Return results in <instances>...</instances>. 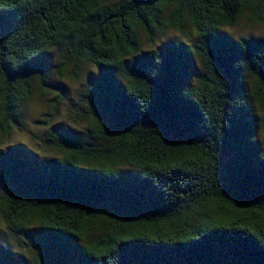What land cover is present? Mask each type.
Instances as JSON below:
<instances>
[{
    "label": "trees",
    "instance_id": "1",
    "mask_svg": "<svg viewBox=\"0 0 264 264\" xmlns=\"http://www.w3.org/2000/svg\"><path fill=\"white\" fill-rule=\"evenodd\" d=\"M166 12L185 40L142 52ZM245 18L264 0H0L1 142L37 83L97 67L84 131L50 133L63 159H0V217L34 252L0 264H264V36L223 32Z\"/></svg>",
    "mask_w": 264,
    "mask_h": 264
},
{
    "label": "rangeland",
    "instance_id": "2",
    "mask_svg": "<svg viewBox=\"0 0 264 264\" xmlns=\"http://www.w3.org/2000/svg\"><path fill=\"white\" fill-rule=\"evenodd\" d=\"M168 17V12L162 16V21L158 24L157 32L155 33L157 37L154 38L153 42H150L145 31L138 27V33L142 41V52L159 48L170 40H185V36L175 28H166L164 21ZM160 31H162L161 35H159ZM223 32L235 39L249 35L260 38L264 36V21L253 22L251 19L245 18L235 27L224 28ZM186 36L189 37L190 42L198 43L199 41L198 36L191 27H187ZM66 51L63 50V52ZM68 51L66 53L69 55ZM60 53V50H54L53 64L56 63L57 56ZM77 61L70 63V72L66 77L59 78L56 74L53 76L51 80L53 86L46 85L45 89H43L37 83L33 97L29 98L23 108L20 109L21 114H13L14 117H17V121L13 122L14 117L8 118L7 122L10 125V133L2 142L0 141V159L6 155L5 152L12 154L13 150H11V147L20 144L28 149L29 157L37 155L64 158L63 152L58 153L53 149L51 139L54 138L50 136V133L54 129H58L57 126L60 124L84 131L83 128L87 124V119L90 115V106L85 103L82 93L87 87H91L93 83L92 79L96 78L95 76L97 75V67L80 62L76 71L77 77H75L73 72ZM53 68L55 69V66ZM55 81H60L65 87L61 88L62 86L54 84ZM56 108L57 112H55ZM84 116L86 117V122L84 121ZM1 122H5V120L0 119ZM123 166L127 167V165ZM3 183L6 182L3 181ZM4 191L1 182L0 195ZM3 244H8L14 258H18V255L21 253L30 254L31 252V255H34V252L30 249L29 241L24 236L15 235L7 226L4 219L0 217V245Z\"/></svg>",
    "mask_w": 264,
    "mask_h": 264
},
{
    "label": "flooded vegetation",
    "instance_id": "3",
    "mask_svg": "<svg viewBox=\"0 0 264 264\" xmlns=\"http://www.w3.org/2000/svg\"><path fill=\"white\" fill-rule=\"evenodd\" d=\"M242 246H240V248L239 247H236L235 248V252H234V254H232V256L234 257V258H236V257H238L239 255H244V252L242 251ZM234 251V250H233ZM232 251V252H233Z\"/></svg>",
    "mask_w": 264,
    "mask_h": 264
}]
</instances>
